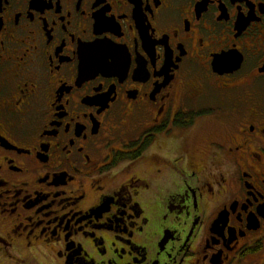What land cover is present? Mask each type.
<instances>
[{"label": "flooded vegetation", "instance_id": "flooded-vegetation-1", "mask_svg": "<svg viewBox=\"0 0 264 264\" xmlns=\"http://www.w3.org/2000/svg\"><path fill=\"white\" fill-rule=\"evenodd\" d=\"M0 249L264 264V0H0Z\"/></svg>", "mask_w": 264, "mask_h": 264}, {"label": "rangeland", "instance_id": "rangeland-1", "mask_svg": "<svg viewBox=\"0 0 264 264\" xmlns=\"http://www.w3.org/2000/svg\"><path fill=\"white\" fill-rule=\"evenodd\" d=\"M0 264H15V262H13L9 258H7L4 255V252L2 253V251L0 249Z\"/></svg>", "mask_w": 264, "mask_h": 264}]
</instances>
